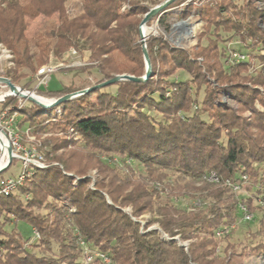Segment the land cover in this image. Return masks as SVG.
Masks as SVG:
<instances>
[{
	"label": "trees",
	"instance_id": "trees-1",
	"mask_svg": "<svg viewBox=\"0 0 264 264\" xmlns=\"http://www.w3.org/2000/svg\"><path fill=\"white\" fill-rule=\"evenodd\" d=\"M199 1V18L215 37L190 50L149 36L147 79L119 80L110 84L114 92L96 88L51 110L29 100L18 108L15 99H5L3 107L13 100L20 127L35 137L54 134L43 140L52 152L45 154L47 165L33 166L14 192L0 194V264H80L79 240L87 249L105 253L110 264H239L244 255L264 253L262 221L253 236L257 242L241 252L227 242L223 257L218 256V242L234 230L215 236L216 229L240 217L239 204L254 212L260 206L252 205L254 196L264 201V33L257 26L259 12L250 2ZM71 2L75 12L68 8ZM180 5L183 17L193 8L188 0H174L164 10ZM149 9L146 0H0V43L14 64L5 75L18 85L50 56L67 61L74 49L79 57L86 53L99 83L117 74L143 76L139 26ZM54 15L55 22L50 20ZM39 16L48 22L28 38L26 20ZM221 31L237 35L256 54L224 63ZM250 59L259 63L256 73L242 77L244 82L233 81L248 70ZM178 69L190 78H173ZM29 82L22 87L29 89ZM47 86L36 87V94L58 98L84 88ZM224 89L231 92L236 109L214 103ZM246 110L249 118L242 114ZM115 157L119 163L110 164ZM89 168L97 171L94 180L86 175ZM211 173L218 181L207 179ZM232 185L249 196L238 197ZM145 213L149 218L143 222L139 218ZM17 221L31 225L33 240L16 229ZM53 244L55 256L29 249L51 250Z\"/></svg>",
	"mask_w": 264,
	"mask_h": 264
},
{
	"label": "rangeland",
	"instance_id": "rangeland-1",
	"mask_svg": "<svg viewBox=\"0 0 264 264\" xmlns=\"http://www.w3.org/2000/svg\"><path fill=\"white\" fill-rule=\"evenodd\" d=\"M164 0H146V4L150 6V8L159 5L163 2ZM226 1H231L234 3L236 6H240L244 2H250L251 5L254 6L255 10L259 12V15L257 16V26L261 31L264 33V0H226ZM188 2L193 3V8L190 10L189 14L185 17H183L182 12H183V7L180 6H175L169 9H161L160 11L157 12L155 15V19L146 23L145 25L142 26V32L146 37V39L149 36H161L173 47H180L184 49H190L194 47L198 42L200 46H205L207 45V38L209 37H215L213 35L214 33L211 30H206V23L203 22L199 18L198 14V8L197 4L200 2L199 0H188ZM68 8L71 10V12H75L76 10V3L71 2L68 5ZM228 14V11L226 12ZM143 18V17H142ZM51 21L55 22L56 21V15L52 16ZM48 22V18L44 16H39L35 20H26V31L25 34L28 38H31L32 35L45 23ZM221 34V43L219 44L220 47L225 48L223 58L224 63L226 64H235L239 63L242 60H247L250 55L256 54V51L249 48L247 45L243 44L237 35L227 32H220ZM201 36V39L199 37ZM147 41V40H146ZM146 46V42H145ZM228 54V55H226ZM86 53H82L80 62L82 65L79 66H71L74 62H77V60L74 56H70L67 58V61H58L54 57L50 56L44 64L39 65L36 68V71L38 68H40L42 65H47L50 64L54 67L55 72L51 75V79L48 83L47 89L49 90H56L60 89L63 85H73L76 88L78 87H84V88H89L93 85L98 84V80L100 79V75L96 71L95 67L92 66V63L90 61H86L85 57ZM253 60L251 65L249 66L247 71H240L238 77L234 78L233 81L235 80H240L244 82V79L242 77L247 76V75H254L256 71L259 69V63L257 59H250ZM200 62V60H199ZM145 63V61H144ZM4 64V63H3ZM70 65V66H69ZM6 68V65H3V69ZM36 71L29 73L28 76L24 79H22L19 83H17L20 87L23 86V82L30 81L28 83V88L33 90L32 88L35 87V75ZM1 73V72H0ZM182 77L183 79H189V75L187 72L178 69L175 72V75H173V78H178ZM210 82H212L213 86H216V81L210 79ZM246 85L250 86L249 83H246ZM83 88V89H84ZM35 90V89H34ZM102 90L114 92L115 91V85H110L103 87ZM259 90L261 88L259 87ZM36 93V92H35ZM38 95V94H37ZM46 100L49 99H56L54 97L47 98L43 97ZM92 100H95V95L91 97ZM214 103L222 106H230L233 107L234 109L237 108V103L235 102L234 98L231 95V92L228 89H224L221 91L220 95L214 100ZM255 107L257 109H260V104L256 103ZM44 109V108H43ZM52 108H49L48 110H51ZM245 117L249 118L251 115V111L246 110L242 113ZM19 126V122H17ZM27 127H20L19 126V132L23 133L22 131H25ZM57 133V132H55ZM54 134L51 131H48L46 133H43L39 137L34 136V140H32V143L36 149L41 152L44 156L46 152H49V155L52 154L51 150L49 149V146H46L43 143V140L45 137ZM60 134V133H57ZM24 136V135H23ZM24 139L22 140V144L27 147L28 146V139L23 137ZM76 146L81 147L83 146L81 142H77ZM70 148V147H68ZM59 152H62L61 150ZM104 155H101V158H103ZM127 162V161H126ZM118 164V159L112 158L110 160V164ZM128 163V162H127ZM126 163V164H127ZM115 166H121V165H115ZM139 170L142 171L140 166H137ZM21 170V163L20 161L16 160L9 170L4 171L0 175V180L5 179L8 176H13L17 175ZM215 174V173H213ZM87 176L91 177L92 180H94L97 177V171L95 168H89L87 170ZM216 175V174H215ZM236 194L238 197H246L249 196L248 192L244 190H237ZM184 200V199H183ZM182 200V201H183ZM185 202V201H183ZM253 206L260 205L259 208H256L254 212H248L252 214V217L250 220H243L241 217V212H239L240 217L237 218V220L233 223V228L230 229L229 232L233 233L232 235L226 240V241H219L218 246H217V255L220 257H223V252L222 250L225 248V245L227 242L233 243L235 245V251L241 252L242 247L245 245H254L257 242V238H253L254 234L256 233L257 229L259 228V222L262 221L264 222V201L259 199L254 196V200L252 202ZM263 206V207H261ZM127 212L131 211L130 207L125 208ZM247 210V209H246ZM2 217H0L1 219ZM149 218V214L145 213L143 214L139 219L143 220V222H146ZM230 224V225H231ZM7 230H10L13 227L12 222L7 223L5 225ZM155 227V226H154ZM16 229L22 234L24 237H30V240L32 239L31 237V225L27 222L24 221H17L16 222ZM220 238V237H216ZM33 240V239H32ZM187 243L185 242H181ZM79 246L80 248H83L85 250L86 244H81V240H79ZM30 250L35 252L38 255H52L55 256L57 255V245L53 244L51 250H47L44 247H29ZM89 254H95L97 251L89 250L87 249ZM229 252V251H228ZM95 256V255H94ZM81 262L85 260V255H81L80 258ZM239 260V264H264V253H261L259 255H244L241 259ZM111 262V261H110ZM105 263L97 258H93L92 262L87 263V264H110Z\"/></svg>",
	"mask_w": 264,
	"mask_h": 264
},
{
	"label": "built area",
	"instance_id": "built-area-1",
	"mask_svg": "<svg viewBox=\"0 0 264 264\" xmlns=\"http://www.w3.org/2000/svg\"><path fill=\"white\" fill-rule=\"evenodd\" d=\"M146 37L147 36L144 35L143 41H141L140 39L141 45L142 42L145 45ZM70 54L76 59L79 58L74 49L70 50ZM80 59L81 58H79L77 62L71 64V66L82 65ZM3 63L6 65V68H10L14 65L12 62V54L3 44L0 43V173L11 165L12 160H18L21 163V170L17 175H11L6 177L5 179L1 178L0 180V194L8 196L10 193L16 190L17 186L22 184L27 176L32 174L31 169L33 166L44 168L47 165L45 156L41 152H39L32 143H29L34 140V136L31 134L29 129L27 128L25 131H22L23 133L19 132V126L17 124L18 113L14 108L15 104L12 101L15 99L17 101V107L19 108L23 106L28 101V99L19 96L18 93H25L34 97L35 95L37 96L34 89L39 86H47L51 79V75L55 72V69L50 64L42 65L36 71L35 87L33 88V90L25 89L15 84L16 90L13 91L8 87L6 82L1 79L5 78L11 81L10 78L5 75L6 68L3 69ZM9 97H12L13 100L3 107V102ZM54 112L55 114L59 115L61 113L60 107H56ZM23 137L29 140L27 147H25L21 143L24 139ZM9 148L11 161H9ZM207 179L218 181V177L213 173H211ZM155 186H159V183L155 182ZM232 188L234 191L240 189L238 185H232ZM193 204L199 205L200 203L199 201H194ZM238 206L243 220H250L252 214L247 212L244 205L239 204ZM231 228H233L232 224H224L215 230V236L222 237L223 235L229 233ZM33 236L34 238H38V232L36 230H33ZM81 244H84V242L81 241ZM183 244L186 245V243ZM84 255L85 260L80 264L90 263L92 262V259L94 257L105 263L110 262V258L105 253L97 251L95 254H89L87 251V247L85 248V250L83 249V256Z\"/></svg>",
	"mask_w": 264,
	"mask_h": 264
},
{
	"label": "water",
	"instance_id": "water-1",
	"mask_svg": "<svg viewBox=\"0 0 264 264\" xmlns=\"http://www.w3.org/2000/svg\"><path fill=\"white\" fill-rule=\"evenodd\" d=\"M174 0H164L161 4L156 5L152 8H150L148 10V12H146L140 22V26H139V34H140V39L141 41H143L144 39V34L142 32V26L145 25L153 16H155L157 14L158 11H160L161 9H164L168 4H170L171 2H173ZM142 54H143V58L145 61V73L143 76L137 77L134 75H130V74H117L114 77L110 78L109 80L100 82L96 85H93L89 88H84V89H80L78 91L63 95L61 97H58L54 100H51L49 103H42L40 102L38 99H36L34 96L31 95H27L25 93H18L19 96L28 99L29 101H32L44 108H49V107H53L56 106L60 103H63L64 101L73 98L79 94L94 90L96 88H100V87H104L106 85H110V84H114L119 80H130V81H143L145 79H147L150 75V71H151V65L149 62V58H148V54H147V50H146V46L143 44L142 42ZM2 80H4L6 82V84L8 85V87L15 91L16 90V86L14 83H12L11 81L5 79V78H1ZM8 154H9V161H11V157H10V148L8 149Z\"/></svg>",
	"mask_w": 264,
	"mask_h": 264
},
{
	"label": "bare ground",
	"instance_id": "bare-ground-1",
	"mask_svg": "<svg viewBox=\"0 0 264 264\" xmlns=\"http://www.w3.org/2000/svg\"><path fill=\"white\" fill-rule=\"evenodd\" d=\"M35 98L38 99L40 102L42 103H49L51 100L49 99V102L48 100H46L45 98H42L40 95H35Z\"/></svg>",
	"mask_w": 264,
	"mask_h": 264
}]
</instances>
